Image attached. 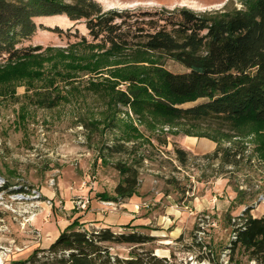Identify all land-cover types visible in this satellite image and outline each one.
<instances>
[{
    "label": "rangeland",
    "instance_id": "rangeland-1",
    "mask_svg": "<svg viewBox=\"0 0 264 264\" xmlns=\"http://www.w3.org/2000/svg\"><path fill=\"white\" fill-rule=\"evenodd\" d=\"M94 1L106 11L134 13L243 7L240 0ZM35 22L59 27L63 34L39 28L23 44L41 46L37 57L16 69H0V252H8L5 264L50 247L70 226L154 237L144 246L110 244L122 260L153 252L166 264H256L231 249V242L233 223L246 209L256 218L264 216V124H243L235 137L137 113L121 101L134 90L146 94L158 68L187 70L156 54L111 58L83 21L52 16ZM188 130L197 135H187ZM118 142H125L129 153L109 156L105 147ZM175 145L190 154L186 166L176 159ZM218 146L237 153L238 163L213 159ZM120 162L139 166L140 185L131 199L115 193L122 181Z\"/></svg>",
    "mask_w": 264,
    "mask_h": 264
},
{
    "label": "trees",
    "instance_id": "trees-1",
    "mask_svg": "<svg viewBox=\"0 0 264 264\" xmlns=\"http://www.w3.org/2000/svg\"><path fill=\"white\" fill-rule=\"evenodd\" d=\"M240 1L241 9L226 5L203 13L186 7L134 13L106 11L94 0H0V69H16L37 57L41 46L23 44L39 28L63 34L59 27H39L36 18L66 16L72 22H85L90 37L102 44L111 58L156 54L187 70L173 73L158 68L156 82L148 86L150 95L149 89H144L146 94L134 90L121 101L135 112L148 111L189 129L236 137L243 124H264V0ZM82 40L87 42L85 37ZM188 131L187 135L196 134ZM105 151L111 157L129 153L125 142L106 146ZM174 153L186 166L190 154L177 145ZM211 157L232 166L239 155L218 146ZM117 169L122 177L115 189L117 197L133 198L140 185L139 166L120 162ZM233 233L231 249L264 264V216L256 218L246 209L233 223ZM152 241L154 237L138 232L70 226L50 247L38 248L27 259L11 264H166L153 252L133 253L126 260L111 253L110 244L144 246Z\"/></svg>",
    "mask_w": 264,
    "mask_h": 264
},
{
    "label": "built area",
    "instance_id": "built-area-1",
    "mask_svg": "<svg viewBox=\"0 0 264 264\" xmlns=\"http://www.w3.org/2000/svg\"><path fill=\"white\" fill-rule=\"evenodd\" d=\"M7 256H8L7 250H3L2 252H0V264H5Z\"/></svg>",
    "mask_w": 264,
    "mask_h": 264
},
{
    "label": "crops",
    "instance_id": "crops-1",
    "mask_svg": "<svg viewBox=\"0 0 264 264\" xmlns=\"http://www.w3.org/2000/svg\"><path fill=\"white\" fill-rule=\"evenodd\" d=\"M1 239H2V238L0 237V242H1Z\"/></svg>",
    "mask_w": 264,
    "mask_h": 264
}]
</instances>
